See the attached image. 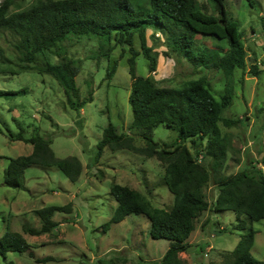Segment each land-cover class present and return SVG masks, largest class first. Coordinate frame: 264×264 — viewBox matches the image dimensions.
<instances>
[{
	"label": "rangeland",
	"instance_id": "rangeland-1",
	"mask_svg": "<svg viewBox=\"0 0 264 264\" xmlns=\"http://www.w3.org/2000/svg\"><path fill=\"white\" fill-rule=\"evenodd\" d=\"M6 0H0V5ZM10 12L30 8L39 0H10ZM199 10L213 13L207 0H198ZM138 6V0L132 1ZM202 7L205 8L203 9ZM229 17L238 23L247 50L246 68L237 70L231 79L222 71L192 66L181 56L172 53L165 45L164 37L147 32L148 46L157 54L156 72L150 73L149 64L141 54L136 59V74L150 77L160 88H184L189 82L204 79L212 93L221 98L227 84L232 85L233 103L224 117L240 120L237 127L221 129L229 139V151L219 176L237 174L252 166L264 173V73L254 76L253 65L264 60V0H227ZM17 39L9 32L0 34V91L10 95L0 96V238L7 232H18L32 246L30 253H9L7 259L0 256V264H99L114 260L115 264H137L139 261H160L170 241L154 240L150 235L151 223L145 215L128 216L120 224L109 223L117 202L111 195L114 185L128 186L142 193L158 209L170 210L174 195L165 186L166 166L157 158H148L130 151L112 152L105 149L96 160L97 144L104 131L112 124L119 133L132 135L134 145L146 146L136 130H131L134 120L129 102L131 76L127 60L131 57L121 47L112 51L109 58L103 56L102 45L96 37H84L67 41V55L76 61L80 73L76 79L81 100L93 94V101L81 112L70 109L65 92L49 75L21 72L20 55L14 45ZM214 38L198 37V44L210 48L228 50L226 42ZM134 48L142 53V43L137 37ZM6 59L8 62L2 61ZM54 62H58L53 58ZM117 61V72L108 79L110 65ZM13 72L17 74H12ZM23 89L27 94L19 93ZM18 93V94H15ZM15 94V95H13ZM25 130L30 138L35 130L52 140V149L59 159L77 157L82 162L80 179L73 183L58 169L43 170L32 167L26 170L23 189L6 185V170L10 159L30 155L33 147L25 142H11L10 135ZM155 142L163 146L173 144L177 133L164 126L152 131ZM187 146L196 154L191 143ZM206 145L204 142L203 146ZM199 161L209 165L208 158ZM212 206L218 196V188L211 180L205 189ZM72 204V211L58 212L54 221L59 223L49 234L31 236L25 227L41 229L42 222L36 211L45 207H65ZM247 230L256 232L252 255L264 261V219L250 223ZM239 220L233 212L214 213L211 210L200 216L195 231L189 238L188 250L180 254L186 264H227L236 249L242 232L231 231ZM52 258L39 263L37 260Z\"/></svg>",
	"mask_w": 264,
	"mask_h": 264
},
{
	"label": "trees",
	"instance_id": "trees-1",
	"mask_svg": "<svg viewBox=\"0 0 264 264\" xmlns=\"http://www.w3.org/2000/svg\"><path fill=\"white\" fill-rule=\"evenodd\" d=\"M132 1L135 0H39L26 10L11 13L12 3L6 0L0 5V34L9 32L17 39L14 47L20 55L21 72L53 77L63 88L70 109L77 112L94 99L90 93L88 98L81 100L76 81L80 68L67 55L64 43L96 37L106 58L118 47L124 52L125 48L129 49L131 57L127 63L132 81L129 102L134 116L131 130L139 133L146 146H135L132 135L119 133L110 124L97 144L95 158L100 159L107 148L112 152L127 150L157 158L166 166L164 183L175 197L174 205L168 211L153 207L142 193L128 186H112L110 193L117 202V208L110 222L104 225L105 233L111 224H120L128 216L145 215L151 223V237L171 243L160 261H139L137 264H186L180 254L187 252V242L195 231L198 218L209 210L214 213L233 212L239 220L231 231L242 232L241 239L227 264H264L252 255L256 232L252 228L247 230L245 220L241 219L246 217L250 223L264 219L263 171L252 166L237 174L218 175L230 147L221 125L231 129L240 123V120L224 117L233 103L232 85L227 84L224 94L217 98L204 79L191 81L181 89L160 88L150 77L136 74V59L141 54L149 64L150 73L157 70V54L147 45L148 31L152 32V38L163 36L166 47L194 67L222 71L228 79L237 70L245 69L247 50L243 34L238 23L229 17L227 0H207L213 9L212 14L199 10L198 0H138L136 8ZM137 37L142 43V53L134 48ZM198 37L226 42L228 50L223 52L219 48L198 44ZM2 61L8 62L6 59ZM116 72L117 61L109 66L108 79H112ZM261 72L264 73V60L251 68L254 76ZM27 92L23 89L19 93ZM5 95L10 93L0 91V96ZM159 126L177 133L175 143L161 146L153 140L152 131ZM10 140L30 144L33 152L10 159L6 170L8 187L23 189L25 172L32 167L58 169L73 183L80 179L83 171L80 159L57 158L51 147L52 140L41 136L37 129L28 138L21 128L19 133L10 135ZM188 141L196 154L187 146ZM199 156L208 158L211 168L210 164L207 166L199 161ZM212 179L218 188V196L210 206L205 189ZM72 207L70 203L65 207L37 210L41 229L27 226L24 231L31 236L49 234L59 225L54 221L56 213L70 212ZM32 249L18 232L7 231L0 238V256L4 259L9 253H30L33 257ZM52 260L49 257L37 262ZM99 264H115V261L101 260Z\"/></svg>",
	"mask_w": 264,
	"mask_h": 264
}]
</instances>
